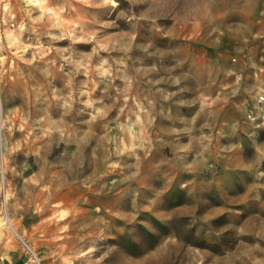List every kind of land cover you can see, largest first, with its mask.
Wrapping results in <instances>:
<instances>
[{
	"label": "rangeland",
	"instance_id": "1",
	"mask_svg": "<svg viewBox=\"0 0 264 264\" xmlns=\"http://www.w3.org/2000/svg\"><path fill=\"white\" fill-rule=\"evenodd\" d=\"M0 264H264V0H0Z\"/></svg>",
	"mask_w": 264,
	"mask_h": 264
},
{
	"label": "built area",
	"instance_id": "2",
	"mask_svg": "<svg viewBox=\"0 0 264 264\" xmlns=\"http://www.w3.org/2000/svg\"><path fill=\"white\" fill-rule=\"evenodd\" d=\"M28 248V259L30 260V261H33V262H36V260H37V255L29 248V247H27Z\"/></svg>",
	"mask_w": 264,
	"mask_h": 264
},
{
	"label": "bare ground",
	"instance_id": "3",
	"mask_svg": "<svg viewBox=\"0 0 264 264\" xmlns=\"http://www.w3.org/2000/svg\"><path fill=\"white\" fill-rule=\"evenodd\" d=\"M46 15H47V14H46ZM48 15H49V14H48ZM49 16H50V15H49ZM45 17H46V16H45ZM50 19H51V17H50ZM50 19H49V20H50ZM50 22H51V21H50Z\"/></svg>",
	"mask_w": 264,
	"mask_h": 264
}]
</instances>
